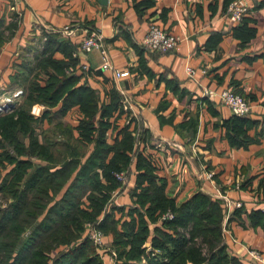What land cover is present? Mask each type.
<instances>
[{"label": "trees", "instance_id": "trees-1", "mask_svg": "<svg viewBox=\"0 0 264 264\" xmlns=\"http://www.w3.org/2000/svg\"><path fill=\"white\" fill-rule=\"evenodd\" d=\"M252 22L244 16L234 28L241 44L256 33ZM2 24L0 17V45L11 32ZM77 46L46 32L32 56L13 63L7 87L22 95L0 110V195L7 203L0 208V264H103V250L89 235L93 225L112 236L114 264H241L222 238L224 202L200 191L180 203L169 195L145 152L151 134L116 89L101 98L80 80L88 71L77 72ZM35 103L44 107L38 115L31 113ZM73 110L76 125L66 118ZM123 115L128 123L121 125ZM258 124L236 114L221 127L231 147L244 148L257 139L249 129ZM132 171L131 205H111L115 191L128 188L116 174ZM168 212L172 217L164 218ZM249 217L256 224L264 211ZM199 241L207 243V254Z\"/></svg>", "mask_w": 264, "mask_h": 264}, {"label": "crops", "instance_id": "crops-1", "mask_svg": "<svg viewBox=\"0 0 264 264\" xmlns=\"http://www.w3.org/2000/svg\"><path fill=\"white\" fill-rule=\"evenodd\" d=\"M225 3L0 0L2 26L11 28L0 45V92L14 89L7 87L15 71L13 63L32 56L30 49L41 43L46 32L78 44L77 72H82L83 65L88 71L80 80L96 88L101 98L113 88L121 94L139 126L151 134L145 152L151 154L156 174L166 181V191L177 203L199 191L221 201L220 191L232 201L243 202V210L228 222L222 238L228 254L239 263L259 264L249 249L264 254V218L253 224L249 214L264 211V133H259L260 129L264 132V0H247L246 16L254 19L250 26H255L256 33L244 44L233 32L239 22L233 23L226 16ZM151 23L184 36V40L165 54L145 49L141 42ZM94 30L102 35L111 64L120 71L128 70L127 76L117 77L103 69L99 48L80 51V42ZM187 66L194 69L193 77H188ZM204 88L240 91L251 104L248 117L259 121L249 129L250 136L257 138L255 142L244 148L229 145L221 124L234 114L219 98L203 95ZM68 120L73 125L78 121ZM126 122L123 115L120 124ZM206 171L214 172L213 178H207ZM131 176L128 188L115 194L111 205H131L129 190L135 171ZM103 241V264H114L112 236L105 235Z\"/></svg>", "mask_w": 264, "mask_h": 264}, {"label": "built area", "instance_id": "built-area-1", "mask_svg": "<svg viewBox=\"0 0 264 264\" xmlns=\"http://www.w3.org/2000/svg\"><path fill=\"white\" fill-rule=\"evenodd\" d=\"M226 9V16L233 23L240 22L241 19L246 16L249 11L247 0H233L228 4ZM147 28L148 29L146 30V33L142 38L141 44L144 48H148L151 51L160 53L172 51L178 46V44H180L184 40V36L170 34L154 23L149 24ZM65 30H67V28ZM79 48L81 52H90L94 48H99L102 58L101 65L103 69L113 71L115 76L117 77H124L129 74L128 70L120 71L118 69H115L113 64H111L107 52V47L104 46L103 37L99 32L95 30L90 31L80 42ZM83 67H85V65H83ZM186 72L188 77H193L194 69L192 67L187 66ZM4 94H6V92ZM21 95L22 89H16L12 92L10 91V93H8L7 95L0 96L2 97L0 99V110H4L5 108H7L9 103L13 102ZM203 95L219 98V100L225 106H227L231 113L234 115H248V113H250L251 111V104L248 102V100L241 94L237 92L235 93L232 89L221 88L218 90H212L209 88H204ZM33 112L34 114H38L39 109L34 108ZM204 173L206 174V177L210 179L214 176V172L212 171H206ZM116 177L122 181L123 185H126L127 176L124 172L117 173ZM118 191L119 190H116L115 194H117ZM218 195L219 198L224 202V206L226 208V215L224 217L225 225L223 227V231L225 232L228 224L227 218L230 216L232 210L242 206L243 202H241L240 200L232 201L228 199L226 193H222L220 191H218ZM261 200L264 202V196L261 197ZM163 217L169 218L172 217V214L168 212V214L164 215ZM90 228V238L96 243L97 246H104L103 239L105 236L102 231L100 229H96V225H93ZM249 254L255 262L264 264V254H262L259 250L249 249ZM144 262L145 260H143V263Z\"/></svg>", "mask_w": 264, "mask_h": 264}, {"label": "rangeland", "instance_id": "rangeland-1", "mask_svg": "<svg viewBox=\"0 0 264 264\" xmlns=\"http://www.w3.org/2000/svg\"><path fill=\"white\" fill-rule=\"evenodd\" d=\"M27 57H29V56H27ZM16 89H21V88H16ZM16 89H12V90H7V92H6V94H3V93H0V96H3V95H7L8 93H10V91L12 92V91H14V90H16ZM2 97H0V99H1ZM18 99V98H17ZM20 99V98H19ZM34 108H36V109H39V112H41L42 110H43V105H41V104H39V103H35V104H33L32 105V108H31V113L33 112V110H34ZM33 114H34V112H33ZM35 115H38V114H35ZM76 115H77V113L75 112V111H73V112H71V114H68L67 116H66V118H67V120L68 119H70L71 121H74V119H76L75 117H76ZM132 175V172H131V174H130V176ZM128 177L127 176V181H126V184L128 183V180H129V178H132V176L131 177ZM221 194V193H220ZM228 197V196H227ZM228 199H230L229 197H228ZM7 206V203L5 202V201H3V199H2V197H1V195H0V208H4V207H6ZM43 216V215H42ZM41 216V217H42ZM40 217V218H41ZM87 226H88V224H87ZM227 232V229H226V231H225V233ZM222 233H224V231L222 230ZM223 235V234H222ZM199 244H200V247H201V249H202V252L204 253V254H207V251H208V245H207V243H201L200 241H199ZM146 246H150V243H147L146 244ZM101 250H103V251H105L104 249H106V246L104 245V246H101ZM102 252V251H101ZM112 255V254H111ZM142 262H140V264H141ZM189 264H192V263H189Z\"/></svg>", "mask_w": 264, "mask_h": 264}, {"label": "water", "instance_id": "water-1", "mask_svg": "<svg viewBox=\"0 0 264 264\" xmlns=\"http://www.w3.org/2000/svg\"><path fill=\"white\" fill-rule=\"evenodd\" d=\"M106 2H107V0H102V3L103 4H106ZM205 264H207V263H205Z\"/></svg>", "mask_w": 264, "mask_h": 264}]
</instances>
